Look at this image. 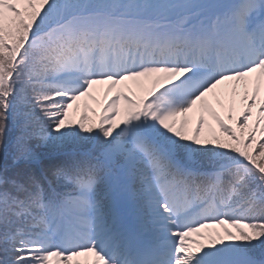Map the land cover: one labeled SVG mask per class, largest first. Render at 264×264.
Instances as JSON below:
<instances>
[{"label": "snow or ice", "instance_id": "1", "mask_svg": "<svg viewBox=\"0 0 264 264\" xmlns=\"http://www.w3.org/2000/svg\"><path fill=\"white\" fill-rule=\"evenodd\" d=\"M0 147V264H264V0H0Z\"/></svg>", "mask_w": 264, "mask_h": 264}, {"label": "rangeland", "instance_id": "2", "mask_svg": "<svg viewBox=\"0 0 264 264\" xmlns=\"http://www.w3.org/2000/svg\"><path fill=\"white\" fill-rule=\"evenodd\" d=\"M106 85H96L93 87V91L91 93V97H95V99H92L90 97H82L81 100L76 102V105H82L83 106V110L87 111V113L92 116L93 114V110L96 112V114L98 115L99 112L101 111V106L102 104L105 102L104 98H103V91L106 88ZM125 91H127V89H124ZM227 89L224 90V92L219 96L218 99L215 98H210V105L212 107V109L220 116L221 119H223L224 121H226L225 123L228 124L229 121H227V117L229 114L232 115L233 120H231V124L232 127H236V119L239 117L241 111L244 108V103L241 100V97L238 95L235 98V102L232 103L230 100V97L226 94L227 93ZM255 112V110H254ZM69 116L70 119L74 118L73 120H77V118L79 117L78 114L74 113L73 109L69 110ZM190 116L192 118H194L193 114H190ZM95 118V117H93ZM205 119L209 124H212V126L215 125L214 121L212 120L211 116L208 115L207 113H205ZM251 121H249V124L251 125ZM206 231H218L221 232V235H223L222 230L220 229H210V230H206ZM234 231V230H233ZM224 240L226 243H229L231 241L228 240L227 237H224Z\"/></svg>", "mask_w": 264, "mask_h": 264}, {"label": "trees", "instance_id": "3", "mask_svg": "<svg viewBox=\"0 0 264 264\" xmlns=\"http://www.w3.org/2000/svg\"><path fill=\"white\" fill-rule=\"evenodd\" d=\"M73 110H74V113L75 114H78L79 115V117H80L81 114L85 113V111L83 110V106L82 105H76V104H74ZM87 115L90 116L88 113H87ZM79 117L75 121L73 120L74 118H72L71 120L73 121V123H77L78 120H79ZM214 127H216V126H214ZM217 132L219 134L218 128H217ZM13 139H14V136H11L10 135L9 139L5 142L8 150H10V148H11V143H12ZM222 139H225V138L222 137ZM5 150H6L5 147H0V163H3V158H4Z\"/></svg>", "mask_w": 264, "mask_h": 264}]
</instances>
